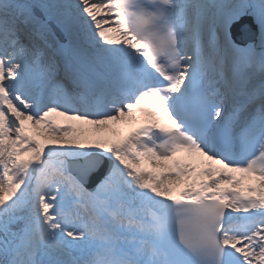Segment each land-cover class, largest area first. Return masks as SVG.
<instances>
[{"label": "snow or ice", "instance_id": "obj_1", "mask_svg": "<svg viewBox=\"0 0 264 264\" xmlns=\"http://www.w3.org/2000/svg\"><path fill=\"white\" fill-rule=\"evenodd\" d=\"M0 264H264V0H0Z\"/></svg>", "mask_w": 264, "mask_h": 264}]
</instances>
